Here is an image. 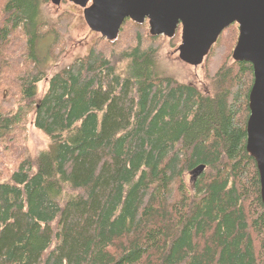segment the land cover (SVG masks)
<instances>
[{"label":"trees","instance_id":"trees-1","mask_svg":"<svg viewBox=\"0 0 264 264\" xmlns=\"http://www.w3.org/2000/svg\"><path fill=\"white\" fill-rule=\"evenodd\" d=\"M47 1L0 0V169L11 164L0 264H264V206L245 149L253 71L227 65L237 25L205 57L210 93L161 74L164 36L129 19L47 77L73 15L45 19ZM31 112L49 139L35 156L23 138Z\"/></svg>","mask_w":264,"mask_h":264},{"label":"water","instance_id":"water-1","mask_svg":"<svg viewBox=\"0 0 264 264\" xmlns=\"http://www.w3.org/2000/svg\"><path fill=\"white\" fill-rule=\"evenodd\" d=\"M62 0H50L58 6ZM82 8L87 27L112 41L126 19L137 24L147 21L151 36L173 37L180 26L179 61L200 65L220 33L238 26L231 58L252 66L253 82L248 94L249 115L245 133L247 153L253 158L264 206V0H67ZM198 165L191 177L199 176Z\"/></svg>","mask_w":264,"mask_h":264},{"label":"rangeland","instance_id":"rangeland-1","mask_svg":"<svg viewBox=\"0 0 264 264\" xmlns=\"http://www.w3.org/2000/svg\"><path fill=\"white\" fill-rule=\"evenodd\" d=\"M42 11L44 13L45 19H55L57 16L63 13L70 12L73 14L68 28L62 37L61 55L59 56L57 61L50 62L51 67L47 73V77H49L60 66L71 62L75 58L83 57L84 55H86L89 48L95 43V41L98 38L102 37L98 33L91 31L87 27L83 19L82 8L68 2L67 0H62L58 6L52 5L50 3V0H48L47 3L42 6ZM178 29V37L180 39L181 29L180 27ZM126 34L132 37L131 33L124 32L118 42L120 45L119 48H123V46L126 45ZM49 41L50 39L48 38L41 41L40 45L42 46V50H44L43 47H45ZM179 43L180 41L176 46H172L170 38L167 37L161 38V40L159 41L160 50L158 52L157 67L160 73L170 76L178 82L191 84L202 93L212 92L213 85L211 80L213 78L209 77V74L212 73V71L209 70V65L206 63V58H204L203 62L198 66L188 65L179 61L177 58V53L175 52ZM232 62L233 60L230 56V58L227 60V65H230ZM47 77L37 85L38 93L44 92L46 88ZM23 138L25 141V146L28 150V154H30V156L37 155L40 151L45 150L49 145L48 137L34 127L32 112L27 116ZM6 163L4 167L0 169V171L4 170L3 175L0 176V179L6 177L8 170L11 167L10 160Z\"/></svg>","mask_w":264,"mask_h":264}]
</instances>
